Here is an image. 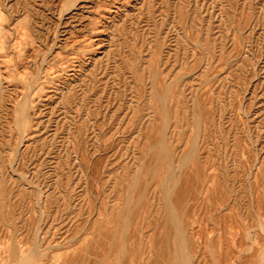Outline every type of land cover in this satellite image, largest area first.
Returning <instances> with one entry per match:
<instances>
[{
	"label": "rangeland",
	"instance_id": "rangeland-1",
	"mask_svg": "<svg viewBox=\"0 0 264 264\" xmlns=\"http://www.w3.org/2000/svg\"><path fill=\"white\" fill-rule=\"evenodd\" d=\"M179 235L264 264V0H0V264H179Z\"/></svg>",
	"mask_w": 264,
	"mask_h": 264
},
{
	"label": "bare ground",
	"instance_id": "bare-ground-1",
	"mask_svg": "<svg viewBox=\"0 0 264 264\" xmlns=\"http://www.w3.org/2000/svg\"><path fill=\"white\" fill-rule=\"evenodd\" d=\"M29 98V97H28ZM30 101V100H29ZM25 108V107H24ZM23 108V109H24ZM22 110V109H21ZM23 111V110H22ZM21 112V111H20ZM22 118H25V116H23ZM19 120V117H18ZM17 120V121H18ZM25 121V120H24ZM27 124V123H26ZM20 131V130H19ZM21 132V131H20ZM180 229V228H179ZM178 234V233H177ZM184 234V233H183ZM182 234V235H183ZM179 235L177 236L176 242H177V252H178V260H179V264H188L189 262V256L186 250V240L185 238ZM25 260V259H23ZM23 263V262H22Z\"/></svg>",
	"mask_w": 264,
	"mask_h": 264
}]
</instances>
